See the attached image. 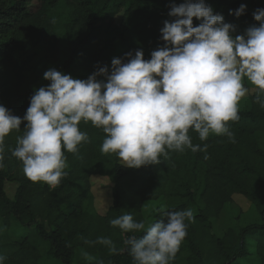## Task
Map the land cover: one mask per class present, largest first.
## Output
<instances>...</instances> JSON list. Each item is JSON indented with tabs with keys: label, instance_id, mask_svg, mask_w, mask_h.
Listing matches in <instances>:
<instances>
[{
	"label": "trees",
	"instance_id": "1",
	"mask_svg": "<svg viewBox=\"0 0 264 264\" xmlns=\"http://www.w3.org/2000/svg\"><path fill=\"white\" fill-rule=\"evenodd\" d=\"M183 2L0 0V104L23 117L35 90L51 83L43 74L52 68L87 79L104 66L111 70L114 58L126 63L129 52L135 55L142 49L144 58L150 59L152 51L165 45L160 31L164 21L175 19L169 15L171 4ZM205 2L214 14H221L224 22L235 26L233 36L258 26L253 12L264 8V0ZM241 4L247 9L237 17L234 10ZM200 22L193 18L194 26ZM256 94L257 89L241 99L240 119L229 122L235 142L215 134L200 141L198 133L190 129L193 144L202 148L207 144L206 151H169L159 163L139 168L125 166L114 153H103L101 145L106 134L90 122L81 121L80 130L89 135L91 143L80 145L76 154L65 151L67 175L55 188L26 178L22 162L12 155L17 137L25 134L24 121L19 130L5 137L3 145L0 254L6 257L4 264H41L47 256L62 264H95V260L134 264L123 242L143 233H124L112 227L110 220L130 213L135 220L146 223L145 204L160 200L164 206L156 211L152 222L162 218V208H196L194 222L186 221L187 235L171 264H264V147L257 138V133H264V107L255 102ZM95 175L108 177L113 184L112 205L104 214L95 206ZM6 181L18 183L13 199L6 193ZM235 195L246 198L257 216L218 234L214 223ZM13 219L28 230L26 235L10 233ZM100 236L110 238L124 250L110 254L104 245L84 243ZM82 249L95 259L84 260Z\"/></svg>",
	"mask_w": 264,
	"mask_h": 264
},
{
	"label": "clouds",
	"instance_id": "2",
	"mask_svg": "<svg viewBox=\"0 0 264 264\" xmlns=\"http://www.w3.org/2000/svg\"><path fill=\"white\" fill-rule=\"evenodd\" d=\"M246 9L241 4L234 14ZM169 15L174 21L165 20L160 29L165 45L150 59L142 49L129 52L126 63L114 58L111 70L104 66L87 79L52 68L43 74L51 83L35 90L23 117L0 104V168L5 137L24 121L25 134L17 137L12 155L22 162L26 178L52 188L67 175L65 151L76 154L80 145L91 143L81 121L102 129L101 151L116 154L130 168L159 163L169 151H206L207 144H193L190 129L200 141L215 134L235 142L229 122L240 119L239 102L249 91L245 80L255 86V102L264 107V8L253 12L259 25L236 36L235 26L205 0L172 3ZM193 18L201 21L198 26ZM101 75L106 79L98 80ZM161 216L147 225L130 213L110 220L124 233H143L123 242L134 264H171L187 235L186 221L194 222L191 209L162 208ZM84 243L104 245L110 254L124 250L104 236ZM81 256L95 259L84 249ZM5 260L0 254V264Z\"/></svg>",
	"mask_w": 264,
	"mask_h": 264
},
{
	"label": "rangeland",
	"instance_id": "3",
	"mask_svg": "<svg viewBox=\"0 0 264 264\" xmlns=\"http://www.w3.org/2000/svg\"><path fill=\"white\" fill-rule=\"evenodd\" d=\"M117 21H120V16L117 17ZM122 51L121 44L118 43L117 53ZM106 77L100 76L98 80H105ZM245 83L248 84L250 88L248 93L243 97L245 98L250 93H252L256 88L250 82L245 80ZM257 138L261 145L264 147V133H257ZM93 184V194L95 198V206L99 213L104 214L108 208L112 205V182L108 177L95 175L92 177ZM18 183L16 181H6L5 190L9 197H14V190L17 188ZM16 187V188H15ZM14 192V193H13ZM164 206V201L160 200L157 202H150L146 204L144 212L146 217V225L152 223L156 211ZM193 212H196L195 207L189 208ZM238 215H241V218L238 219ZM256 212L251 207L249 201L241 195H235L234 200L231 203H227L223 212L221 213L220 218H218L214 223V228L216 233L221 234L229 227H237L239 224L246 223L247 221H253L256 218ZM10 233L13 236H23L28 233V230L22 227L18 221L15 219L12 220ZM251 250L253 246L251 245ZM245 261V260H243ZM41 264H62L57 259L52 256H47L41 260ZM237 264H245V262H240Z\"/></svg>",
	"mask_w": 264,
	"mask_h": 264
},
{
	"label": "crops",
	"instance_id": "4",
	"mask_svg": "<svg viewBox=\"0 0 264 264\" xmlns=\"http://www.w3.org/2000/svg\"><path fill=\"white\" fill-rule=\"evenodd\" d=\"M16 188V187H15ZM17 189V188H16ZM16 189L14 190V192L16 193ZM13 192V193H14ZM14 196H15V194H14ZM11 199H13L14 197H10ZM157 202V201H156ZM150 202H147L146 204H149ZM146 204H145V206H146ZM145 208V207H144Z\"/></svg>",
	"mask_w": 264,
	"mask_h": 264
}]
</instances>
